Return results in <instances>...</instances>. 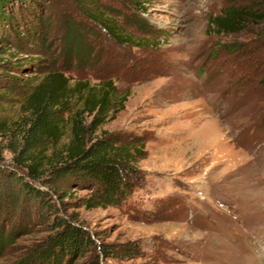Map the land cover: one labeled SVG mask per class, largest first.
<instances>
[{"label": "rangeland", "instance_id": "obj_1", "mask_svg": "<svg viewBox=\"0 0 264 264\" xmlns=\"http://www.w3.org/2000/svg\"><path fill=\"white\" fill-rule=\"evenodd\" d=\"M39 2L0 49V122L13 131L0 139V264H264V0ZM229 9L259 18L219 33L211 21ZM45 82L41 96L56 100L103 82L127 95L102 127L145 145L122 205L86 210L85 189L16 164L9 147ZM81 108L74 97L59 109ZM60 223L79 227L85 244L48 256ZM102 246L138 254L104 261Z\"/></svg>", "mask_w": 264, "mask_h": 264}, {"label": "trees", "instance_id": "obj_2", "mask_svg": "<svg viewBox=\"0 0 264 264\" xmlns=\"http://www.w3.org/2000/svg\"><path fill=\"white\" fill-rule=\"evenodd\" d=\"M29 2L0 0V49L6 35L13 37L18 24L32 12L30 8L40 3L39 0ZM250 17L255 19L259 15L247 10L229 9L223 16L215 17L211 24L216 26L219 33H237ZM94 21L115 42H132L131 36L120 33L115 26L98 19ZM46 85L45 82L32 90L28 97L29 117L17 131L18 140L9 147V151L15 155L16 164L24 166L33 178L38 179L46 173L54 180L60 177L70 185L85 189L88 197L82 198L81 202L86 210L122 205L136 186L139 176L137 164L146 156L145 145L139 137L130 138L123 133L108 132L102 127L115 120L116 115L124 109L127 95L119 96L112 82H103L97 89H86L85 84H79L69 89L66 96L62 95L56 100L54 96H41L40 92ZM74 97H79L82 108L64 117V111L59 108ZM67 127L70 136L63 144ZM10 133L13 134V131L0 122V139ZM22 184L25 189H30L29 194H35L34 198L39 197L33 188L24 182ZM60 226L62 231L51 238V247L44 251L48 256L55 247L72 249L85 244V233L79 227L70 224ZM86 242L93 244L88 240ZM108 248L99 247L104 261L116 259L121 253L128 256L138 254L132 247L116 251Z\"/></svg>", "mask_w": 264, "mask_h": 264}]
</instances>
